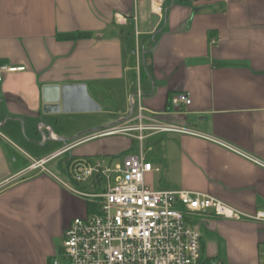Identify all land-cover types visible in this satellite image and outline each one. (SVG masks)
I'll list each match as a JSON object with an SVG mask.
<instances>
[{"label": "crops", "instance_id": "obj_1", "mask_svg": "<svg viewBox=\"0 0 264 264\" xmlns=\"http://www.w3.org/2000/svg\"><path fill=\"white\" fill-rule=\"evenodd\" d=\"M156 3L0 0V65L24 68L0 82V264H51L72 220L89 214L67 184L77 186L70 174L64 181L48 169L56 159L48 157L70 144L48 154V139L65 141L49 123L68 114L42 112L47 85H86L103 116L86 134L132 119L138 105L195 133L101 137L61 156L103 163L142 150L151 190L200 192L248 216L264 211V168L249 159L264 164V0H161L159 11ZM76 34L87 37H67ZM179 93L191 104L174 110L169 99ZM36 125L42 153L18 134ZM63 126L78 132L77 120ZM188 221L199 230L203 259L264 264V223L210 212Z\"/></svg>", "mask_w": 264, "mask_h": 264}, {"label": "built area", "instance_id": "obj_2", "mask_svg": "<svg viewBox=\"0 0 264 264\" xmlns=\"http://www.w3.org/2000/svg\"><path fill=\"white\" fill-rule=\"evenodd\" d=\"M161 0H157L160 4ZM156 3V9L160 6ZM23 67L0 65V82L6 73L23 71ZM140 97L139 92L135 94ZM134 103L133 96L129 98ZM188 94L179 93L169 99L174 110L188 107ZM133 114V112L131 113ZM158 114L145 111L138 105L132 119L105 130L93 132L48 157V161L68 152L71 148L93 139L108 136H126L142 142L148 133L194 132L176 125L162 124ZM40 130V128H39ZM49 132V129H48ZM49 134V133H48ZM49 138H53L49 134ZM143 151L127 156L123 167H101L85 160H75L70 176L75 181L103 178L104 190L88 194L73 190L95 205V212L85 218H75L63 234L62 261L54 256L51 264H221L201 256L200 233L190 225L193 215L210 212L217 218L230 221L251 220L264 223V211L253 216L244 215L215 198L192 191H154L144 183L145 174L152 170ZM252 162L262 166L256 159ZM43 162H34L30 169L41 168ZM118 174L110 184L111 174Z\"/></svg>", "mask_w": 264, "mask_h": 264}, {"label": "rangeland", "instance_id": "obj_3", "mask_svg": "<svg viewBox=\"0 0 264 264\" xmlns=\"http://www.w3.org/2000/svg\"><path fill=\"white\" fill-rule=\"evenodd\" d=\"M102 113H81V114H68V115H63L62 117H60V119L58 120V123L57 121H53L51 123H49V126L54 130V133L58 132V133H61L63 136V139H65V141H60L59 143H51V141H49L48 139V154L50 152H52L53 150L57 149L58 147H61L64 145H69V144H72L73 142L79 140L80 138L82 139L83 137H85L86 135L88 134H91V133H87L88 131L90 130H94V129H97L99 128L97 125L99 123V121H101L102 119L100 118H103V116L101 115ZM78 121V132H74V136H71L73 134L72 131H68L65 129V127L63 126L64 124L68 126V124L71 122V121ZM58 125V127H56ZM101 131V130H100ZM3 133V135L7 136V133L5 134V132L2 130L1 131ZM94 132H98V131H94ZM57 133V134H58ZM80 133H83L84 135L81 136V137H77V134H80ZM19 136H21L26 142H28L30 145L28 146V148H32V151L36 152L37 153H42L44 151V147L45 146H42V135H40L41 133L38 132L37 130V125L35 126V128L33 129V132H30V130L28 129H25L24 131L20 128V131L18 132ZM46 137L49 135L47 132H45ZM10 137V136H8ZM120 137H123V138H127L129 140H131L130 137H126V136H120ZM10 139H12L10 137ZM9 141V140H8ZM133 142V145H132V149H136L138 148V142L137 141H134L132 140ZM87 143V142H86ZM135 143V144H134ZM50 144H54L53 147H50L51 145ZM27 145V144H26ZM87 146L85 143L81 144V145H78V146H75L74 148H76L75 150L78 152L80 151L81 148ZM29 153V152H28ZM70 156V154L68 155H64V156H61V157H57L56 159H52L53 161L49 162L48 163V169H50L51 171L55 172V174H58L57 176H60L62 178V180L65 181V178L67 177V175L70 174V166L72 164L73 161H79V160H85L86 162H89L90 164L92 165H96L97 163H101V160L98 159V158H91V156H88V157H84V156H78L80 158H76V159H68V157ZM126 154H119L117 155L114 159H111L109 157H106L104 158L105 161H103V163H101V167L105 168L108 166L109 164V161L111 160L112 161V165H111V168H113L115 165H120L121 167H123V162L126 158ZM67 159L69 161H67ZM98 159V161H97ZM36 170V169H35ZM118 174L114 173V174H111V177H110V184L113 185L114 183V178L117 176ZM67 182V181H66ZM93 179H88L86 181H79L77 183H75L77 186H74L72 185L71 183L69 184L67 182V184L72 187L71 189H75L77 191H81V192H84V193H88V194H95V193H99V192H102L105 188V186L103 185V178H98V180H96L95 182V187H93ZM88 201V200H87ZM88 203L90 205H92L90 203V201H88ZM94 208L95 205L93 204L92 205ZM81 218H85L86 217V214L84 213V215L80 216ZM78 217V218H80ZM62 244V243H60ZM59 244V245H60ZM62 247V245H60ZM57 259H60V261H62V257L59 256L58 254L56 255Z\"/></svg>", "mask_w": 264, "mask_h": 264}, {"label": "water", "instance_id": "obj_4", "mask_svg": "<svg viewBox=\"0 0 264 264\" xmlns=\"http://www.w3.org/2000/svg\"><path fill=\"white\" fill-rule=\"evenodd\" d=\"M42 112L47 115L97 113L100 107L94 102L84 84L47 85L41 90Z\"/></svg>", "mask_w": 264, "mask_h": 264}, {"label": "trees", "instance_id": "obj_5", "mask_svg": "<svg viewBox=\"0 0 264 264\" xmlns=\"http://www.w3.org/2000/svg\"><path fill=\"white\" fill-rule=\"evenodd\" d=\"M211 1V0H210ZM179 2H181V3H186L187 2V0H179ZM68 38H70V39H80V38H82V37H87V34H76V35H70V36H67ZM68 159H70V158H68ZM67 159V161H69ZM94 181V180H93ZM94 183V182H93ZM87 207H88V212H89V214L90 213H93V212H95V208L92 206V205H90L89 203L87 204Z\"/></svg>", "mask_w": 264, "mask_h": 264}]
</instances>
